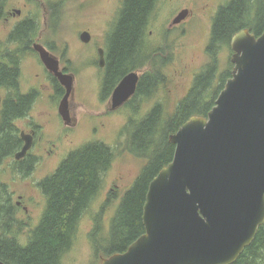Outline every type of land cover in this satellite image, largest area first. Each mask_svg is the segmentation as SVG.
I'll return each mask as SVG.
<instances>
[{
	"label": "water",
	"instance_id": "1",
	"mask_svg": "<svg viewBox=\"0 0 264 264\" xmlns=\"http://www.w3.org/2000/svg\"><path fill=\"white\" fill-rule=\"evenodd\" d=\"M185 16L186 11L180 13L173 24ZM90 39L86 31L79 35L83 44ZM230 49L231 77L215 106L168 136L174 154L148 186L144 234L100 264H233L264 224V32L256 37L242 29L231 38ZM35 50L65 88L58 114L70 126L72 78L59 72L58 61L42 46ZM104 64L99 49L98 65ZM138 81L133 72L120 82L113 109L135 95ZM20 139L16 161L32 145L30 135L21 133Z\"/></svg>",
	"mask_w": 264,
	"mask_h": 264
},
{
	"label": "rangeland",
	"instance_id": "2",
	"mask_svg": "<svg viewBox=\"0 0 264 264\" xmlns=\"http://www.w3.org/2000/svg\"><path fill=\"white\" fill-rule=\"evenodd\" d=\"M192 1L201 7L197 9L198 20L187 38L181 39L177 49L170 42L166 50L156 56L161 64L164 63L163 66L160 63L154 66V60L149 56L145 67L133 71L139 77H151L150 80H155L156 73H160L164 82L148 95L144 86L142 92L145 96L133 98V103L127 108L110 115L107 113L109 101L106 100L103 104L99 99L101 86L97 76L93 71L84 72L82 69L90 66L86 69L92 70L97 66L96 46L100 44L104 34L113 29L123 0H8L6 8L21 10V14L30 16L38 23L35 39L39 44L52 46L53 50L50 51L61 62V66L81 70L73 87L75 98L71 101L74 110L72 117L76 125L67 128L58 115L62 98L56 95L55 89L52 90L48 78L41 75L39 58L34 52H28L22 60L21 92L28 93L34 89L39 94L30 113L33 123L41 127L30 151L38 159V164L28 177L19 175L14 170L13 158L6 159L0 165V183L7 187L9 196L12 195V204L21 203L19 208H15L13 204L15 219L19 223L16 227L20 229L16 230L15 238L21 246L27 245L30 232L38 225L46 206V200L37 187L38 183L53 175L71 152L88 143L99 142L113 150L114 160L103 177L102 191L80 219L72 246L61 258V264H99L100 260L93 256L90 243L94 220L100 218L103 228H108L120 198L131 189L145 166L143 160L134 158L124 150L125 136L121 135L122 129L129 121H140L155 106L161 107V113L165 117L174 113L192 88L195 78L207 67L201 66L207 61L202 48L212 29L213 8L215 5L226 6L232 0H159L154 19H157L158 25L165 23L168 26L176 13L175 11L173 14V11L188 8ZM8 29L9 26L0 22L1 40H4ZM152 30L155 32V29ZM84 31L91 36L88 45L79 40V35ZM230 53L227 46L218 55V80L213 82V93L224 73L232 71V65L229 64ZM67 61L71 63L67 65ZM36 74L41 77L36 78ZM153 83L152 81L151 84ZM4 96L5 93L0 90V97ZM29 120L15 122L16 127L26 133L29 130L26 127ZM49 151L50 155L47 154ZM20 196L23 197L21 200ZM109 199L110 203L105 206Z\"/></svg>",
	"mask_w": 264,
	"mask_h": 264
},
{
	"label": "trees",
	"instance_id": "3",
	"mask_svg": "<svg viewBox=\"0 0 264 264\" xmlns=\"http://www.w3.org/2000/svg\"><path fill=\"white\" fill-rule=\"evenodd\" d=\"M154 2L123 1L110 36V66H133V71L145 67L144 61L132 64L131 53ZM242 29L249 30L256 37L264 32V0H232L220 8L212 23L211 52L222 45L228 46L233 35ZM13 67L0 66V90L6 93L0 106V165L19 151L22 142L14 124L30 113L35 101V95L20 93L18 66ZM216 70L217 66H207L169 117L163 116L161 107L156 106L140 121H129L122 129L124 150L143 160L145 166L131 189L120 198L108 228H103L100 218L94 220L90 243L99 264L102 259L124 253L144 234L142 213L148 186L172 161L174 154L175 146L168 142V136L190 118L206 117L215 106L226 79L231 77V70L224 73L213 93L211 88ZM159 76L160 73H156L155 80L143 76L135 98L145 96L142 92L144 86L147 95L150 94L161 83ZM113 160L110 147L99 142L88 143L71 152L53 175L40 182L38 187L46 206L38 225L30 232L26 246H21L15 238L16 230H20L16 227L19 223L8 189L0 183V261L3 264H61L62 256L72 246L77 225L99 194L103 177ZM24 175L27 177L29 173ZM109 203L110 199L105 206ZM233 264H264V224Z\"/></svg>",
	"mask_w": 264,
	"mask_h": 264
},
{
	"label": "flooded vegetation",
	"instance_id": "4",
	"mask_svg": "<svg viewBox=\"0 0 264 264\" xmlns=\"http://www.w3.org/2000/svg\"><path fill=\"white\" fill-rule=\"evenodd\" d=\"M34 2H32V3H34ZM158 2H159V0H155L152 9L148 12L147 17H145V20H144V23L142 25L141 31L139 33V36L137 38L134 50H132V53H131L132 64L133 63L137 64L138 62L144 61V64L146 65L149 61V56H151V58L154 60L153 65L155 64L154 66H156V65L158 66V64L160 62L158 61L159 58H156V56L160 55L163 51H165L166 48L169 46L167 44H169L170 42H172V44H174L175 48L177 49V47H178L177 45H180L181 39L187 38V36L192 32L193 24L195 22H197V20H198L197 19V9H199V7H201V6L198 7V4H195V2L192 1L191 6H189L188 8L173 11V14L175 13V11H176V13L171 17L172 22L170 25L167 26V24L165 25V23L158 25L157 19H154V17H155L154 15H155V12L157 9ZM7 4H8V0H0V22H2L5 26H9L7 33L4 35V40L0 39V66H9L11 69L14 68L13 66H18L16 69L19 72V83L21 86V78L23 76V74H22V60H23V58H25V56L28 52H34V54L39 58V54L36 52L35 46L36 45L42 46L49 53V55L51 57H53L54 59H56L58 61L59 72H61L62 75L70 76L72 78V91H71V95L69 97V113H70V116L72 119V124L70 126H66V127L67 128L75 127L76 122L72 117V113L74 110L72 109L71 101H73V98H75V96H74L75 91H74L73 87L77 81V78H78L81 70H79V69L75 70V69L70 68L69 66H61V62L50 51V50H53L52 46H48L47 44H44V45L39 44L38 41L35 39V36H36L38 28H39L38 23H36L33 20V18H30V16L21 14V10L13 9L10 6H8V7H10L9 9L6 8ZM122 4H123V2H122ZM24 6H27V5L24 4ZM121 7H122V5L119 6V11L121 10ZM222 7H224V6L223 5H221V6L215 5V7L213 8V11L211 9V11L213 12V15H214L213 16V15H211L212 13H209V15L211 17L213 16L211 19H213V20L215 19L220 8H222ZM119 11H118V13H119ZM184 11H186L185 18L180 23L173 24V21L177 18V16ZM118 13H117V17H118ZM117 17H116V20H117ZM213 20H212V23H213ZM115 21H114V23H115ZM151 28L155 29V32ZM112 31H113V29H111L108 33L104 34L102 41L100 42V44H98L96 46L97 66H94L92 70L86 69L87 67H90V66H85V69L84 68L82 69V70H84V72L85 71H93L94 75L97 76L99 84L101 86L100 87L101 94H100L99 99L101 100V102H103V104H105L106 100H107V102L109 101L107 103L108 104L107 107L109 108V109H107V113L110 115L120 113L123 109L127 108L129 105H131L133 103V98H135L137 95L138 88L140 85V81L143 77V76L139 77V81H138V84L136 87L135 95L134 96L132 95L120 107L113 109V107H112L113 93H114L115 89L117 88V86L120 84V82L127 75L133 73V66H110V64L108 63L109 55H110L111 49H112V42L110 41V36L112 34ZM39 38H40V36H39ZM211 39H212V29H211L210 33L207 35L206 41H205L204 46L202 48V53H203V55H205L207 57V61L204 62L201 66H217L218 65L217 64L218 55L220 54V52H222V49L224 47H227V45H222V46H220V48L218 50H216V48H214L211 52ZM89 43H90V41H89ZM88 44H86V45H88ZM9 48H12V49L9 50ZM182 48L184 49V46ZM228 48L230 49V42L228 44ZM99 49L103 50V55H104V60H105L104 66L98 65V50ZM230 51H231V49H230ZM133 53L135 54L134 56H133ZM62 54H64V53H62ZM145 55L148 57L145 58ZM232 55H233V53L231 51L229 61H230ZM39 61L41 62L40 58H39ZM70 63H71L70 61L69 62L67 61L66 64L69 65ZM163 64L164 63H162L161 66H163ZM229 64L232 65L231 61ZM39 67H40L39 69L41 71V75H43L45 78H48L47 80L51 82L52 90L55 89L56 95L58 97L63 98L65 95V88L60 84L59 80L55 77V75L53 73H51L42 64V62H41V65ZM41 75L36 74V78L41 77ZM217 75H218V73L215 74L214 82L218 80L216 78ZM160 77H161L160 78L161 82H164V79L162 78L161 75H160ZM227 80L228 79H226V81ZM226 81H225V83H226ZM219 84L220 83H218V85ZM212 86H213V84H212ZM49 87H48V89H49ZM147 89H148V86H147ZM57 90L60 93L57 94ZM3 92L5 93V91H3ZM20 93L22 95H30V94L35 95L34 104H35V102H37L38 97H39L38 92L34 89H32L28 93H22L21 88H20ZM5 96H6V93H5ZM48 96H53V95H48ZM211 97H213V94L211 95ZM3 99L4 98H1L0 106L2 105ZM34 104H33V106H34ZM33 106H32V109H33ZM151 110H149L148 113ZM31 111H30V113H31ZM30 113L26 117L17 120V121H20V120L30 119L29 124L26 125V127L29 129L26 133L23 131H20L19 128L16 127V124H14V125H15V128L18 131L19 135L21 133H24L25 135H30L32 137V145H31V149H32L34 144H35V141H36L37 131L41 127H39L33 123V121H32L33 119L30 117ZM37 141H39V138ZM21 142H22V144H21L19 151L21 150V148L23 146V141H21ZM31 149L28 151V153L26 154V156L22 160L14 161V163H13V168L19 175L25 176L24 175L25 173H29L28 176H30L34 172V170L38 164V159L35 158L34 156H32V154L30 153ZM50 153H51V151L47 152L48 155H50ZM45 179H43V180H45ZM38 185H39V183H38ZM38 185H37V187H38ZM102 188H103V182H102V187H101V190L99 191V194L102 191ZM38 189H39V187H38ZM99 194L97 195V197L99 196ZM22 198H23L22 196L19 197L20 200ZM11 199H12V195H11ZM13 204H12V206H13ZM20 204H21L20 202H16L14 204V207L19 208L21 206ZM22 209L26 212L25 208H22Z\"/></svg>",
	"mask_w": 264,
	"mask_h": 264
},
{
	"label": "bare ground",
	"instance_id": "5",
	"mask_svg": "<svg viewBox=\"0 0 264 264\" xmlns=\"http://www.w3.org/2000/svg\"><path fill=\"white\" fill-rule=\"evenodd\" d=\"M17 153V152H16ZM15 156V155H14ZM14 156H13V159H14ZM14 161H16L15 159H14Z\"/></svg>",
	"mask_w": 264,
	"mask_h": 264
}]
</instances>
